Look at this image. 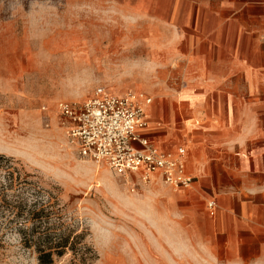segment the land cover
Segmentation results:
<instances>
[{
	"label": "rangeland",
	"instance_id": "1",
	"mask_svg": "<svg viewBox=\"0 0 264 264\" xmlns=\"http://www.w3.org/2000/svg\"><path fill=\"white\" fill-rule=\"evenodd\" d=\"M225 1L208 0L212 5ZM176 4L0 0V155L5 157L0 159V188H38L40 194L57 196L56 207L78 228H86L85 240L96 255L80 263L67 253L54 264H264V240H245L239 245L243 257H238L207 233L206 203L216 198L197 188H210L205 184L211 182L234 186L235 178L224 170L203 180L194 170L193 142L195 181L175 189L161 181L115 175L106 165L81 157L66 136L57 104L79 103L97 86L151 98L148 112L153 109L155 121L168 132L195 137L201 131L189 127L195 119L187 120L189 111L177 96L184 83L178 60L194 39L195 4ZM233 132L225 135L218 153L237 155ZM5 164L12 165L10 173ZM0 236V264H38L14 232L0 230Z\"/></svg>",
	"mask_w": 264,
	"mask_h": 264
},
{
	"label": "crops",
	"instance_id": "2",
	"mask_svg": "<svg viewBox=\"0 0 264 264\" xmlns=\"http://www.w3.org/2000/svg\"><path fill=\"white\" fill-rule=\"evenodd\" d=\"M180 1L195 4L190 27L194 39L178 60L184 83L177 96L187 107L185 112L189 111L187 120L195 119L189 127L201 131L195 137L168 132L155 121L151 109V123L140 133L162 150L185 146L186 170L194 181L190 142L196 147L194 170L203 180L224 170L235 178L234 186L223 188L211 182L205 184L210 188L197 189L216 198L210 199L216 201V211L209 214L207 233L211 231L220 241V248L243 257L241 243L264 240V57L260 39L264 0H227L216 5L208 0H177V8ZM177 111L180 114L179 106ZM199 120L202 126L197 127ZM155 124H161L160 128L155 129ZM231 130L236 156L217 151ZM131 179L137 180L136 176ZM157 181L160 178L148 183Z\"/></svg>",
	"mask_w": 264,
	"mask_h": 264
},
{
	"label": "built area",
	"instance_id": "3",
	"mask_svg": "<svg viewBox=\"0 0 264 264\" xmlns=\"http://www.w3.org/2000/svg\"><path fill=\"white\" fill-rule=\"evenodd\" d=\"M150 101L134 91L113 94L97 86L83 101H61L57 108L81 157L106 165L115 175L136 176L144 183L160 178L172 188H189L194 177L186 170L185 146L162 150L140 133L147 126ZM206 207L214 215L216 201L209 200Z\"/></svg>",
	"mask_w": 264,
	"mask_h": 264
},
{
	"label": "trees",
	"instance_id": "4",
	"mask_svg": "<svg viewBox=\"0 0 264 264\" xmlns=\"http://www.w3.org/2000/svg\"><path fill=\"white\" fill-rule=\"evenodd\" d=\"M11 167L5 164L7 172ZM40 193L38 188H0L2 234L14 232L20 247L31 251L38 264H54L67 253L80 263L95 258L94 249L85 240L86 228H78L72 217L56 207L57 196Z\"/></svg>",
	"mask_w": 264,
	"mask_h": 264
},
{
	"label": "bare ground",
	"instance_id": "5",
	"mask_svg": "<svg viewBox=\"0 0 264 264\" xmlns=\"http://www.w3.org/2000/svg\"><path fill=\"white\" fill-rule=\"evenodd\" d=\"M147 110H148V106H147ZM151 123V120H150V113L148 112L147 113V126ZM146 126V127H147Z\"/></svg>",
	"mask_w": 264,
	"mask_h": 264
}]
</instances>
